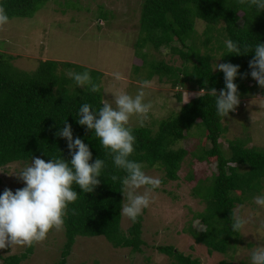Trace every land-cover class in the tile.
Returning <instances> with one entry per match:
<instances>
[{
  "label": "trees",
  "instance_id": "16d2710c",
  "mask_svg": "<svg viewBox=\"0 0 264 264\" xmlns=\"http://www.w3.org/2000/svg\"><path fill=\"white\" fill-rule=\"evenodd\" d=\"M46 1L0 0V6L6 9L10 19L27 18L33 17ZM141 7L139 28L144 35L143 43L156 49L168 46L178 51L186 62H192L191 68H175L158 61L152 64L154 70L149 79L156 72L161 77L167 76L174 87L190 82L191 88L200 94L184 103L177 114L162 119L157 130L150 126L133 127L137 139L131 158L148 167H160L168 179L178 180L189 151L176 146L192 133L194 127L201 128L211 146H204L193 155L201 162L215 160L217 171L208 178L199 179L193 188V194L206 201L207 206L195 214L205 229L199 231L190 227V232L196 242L208 248L209 253H227L233 247L232 243L239 242L242 237L241 231L231 229V211L235 212L238 204L264 188V148L249 147L245 140L230 141L228 153L223 148L220 141L225 131L223 117L217 115L214 98L207 89L216 88L219 92L224 88V74L221 70H213L211 52L201 53L195 40L196 23L198 20L206 23L204 46L211 43L210 34L215 33L216 26L221 23L227 39L254 45L257 41L264 42V11L257 13L239 0H143ZM175 42L184 48L173 45ZM219 48H223L222 55L225 54V44ZM253 56L254 51L222 57V63L240 66V75L235 79L240 101L257 94L260 87L250 75L249 61ZM11 59V55H0V168L17 161H30L31 157L47 161L52 156L63 155L70 160L67 139L56 135L65 126V120L72 126L73 138L80 137L89 145L92 161L99 157L107 163L104 175L99 178L101 183L94 191L82 193L74 185L81 193L68 206L64 223L66 242L55 264H68L78 236L103 235L115 248L141 250L145 244L143 216L140 215L127 231L122 227L120 208L125 201L120 178L125 173L113 165L111 156L93 131L77 122L76 116L83 103L95 108L101 106L104 73L74 62L52 59L42 61L35 71L30 72L16 68ZM60 66L75 72L89 70L93 81L101 86L100 91L93 93L86 90V86H76ZM177 97L182 101L183 94L178 92ZM194 178L193 174L188 176L191 181ZM4 189L0 188V193ZM157 248L174 258L176 264H202L199 258L185 254L175 245ZM31 253L30 247L21 254L1 257L5 264H21Z\"/></svg>",
  "mask_w": 264,
  "mask_h": 264
},
{
  "label": "rangeland",
  "instance_id": "374dc122",
  "mask_svg": "<svg viewBox=\"0 0 264 264\" xmlns=\"http://www.w3.org/2000/svg\"><path fill=\"white\" fill-rule=\"evenodd\" d=\"M142 2L47 0L33 17L12 18L0 26V55H11L16 68L30 72L48 59L74 62L101 71L104 73L101 80L103 97L109 101L113 99V91L124 90L135 95L141 81H151V87L145 91L153 109L142 126L157 130L162 119L180 112L185 101L197 97L200 92L192 89L190 82L174 87L167 76L161 77L156 72L149 79L154 70L152 64L158 61L175 68H191L192 62H186L178 51L168 46L156 49L143 43L144 35L139 28ZM196 30L195 40L201 53H212L213 66L214 63H222V57H218L222 55L223 48L219 46L227 40L223 24L217 25V31L210 34L212 41L208 46L203 45L207 36L206 23L198 20ZM173 45L184 48L179 42ZM60 70L69 72L63 66ZM117 71L123 73V81H116L111 76ZM257 89V94L241 100L236 109L222 120L225 131L220 141L227 153L232 140H245L249 147L264 148V87ZM178 92L183 94L182 101L177 97ZM131 126L141 127L136 117L132 118ZM205 135L201 128L194 127L192 133L177 144L176 147H185L189 151L178 180L168 179L160 167H145L147 174L161 178L162 183L153 192L150 206L141 214L142 237L145 240L141 250L115 248L103 235L78 236L68 264H176L174 258L159 251L157 246L160 245H175L185 254L199 258L202 264H251L252 248L264 243V208L254 202L255 196L264 188L237 205L235 212L243 215L248 222L241 230L240 241L233 242L227 253H209L208 248L196 242L190 232V227L199 231L205 229L195 214L204 211L207 206L206 201L193 194V188L199 179L208 178L217 171L215 160L201 162L193 155L194 151L211 146ZM28 162L17 161L1 167L0 188L15 190L25 185L15 173H11ZM191 174L195 177L192 181L188 179ZM132 223L127 217H122L125 231ZM65 242L64 226L60 230L53 228L45 240L32 246L9 245L8 250L0 249V264H5L1 256L21 254L30 247L32 253L21 264H55L61 257Z\"/></svg>",
  "mask_w": 264,
  "mask_h": 264
},
{
  "label": "clouds",
  "instance_id": "9594fccd",
  "mask_svg": "<svg viewBox=\"0 0 264 264\" xmlns=\"http://www.w3.org/2000/svg\"><path fill=\"white\" fill-rule=\"evenodd\" d=\"M239 2L254 8L257 13L264 11V0ZM9 19L6 9L0 6V26L7 24ZM224 44L225 54L218 58L226 54L254 51L249 61L250 75L264 87V42L257 41L253 45L227 39ZM214 64L213 70L219 69L224 74L225 87L219 92L216 88L206 89L214 98L217 115L225 119L240 103L238 85L235 83L236 77L240 75V66L231 62ZM67 75L75 81L76 86H86V90L93 93L100 91L101 86L93 81L87 69L83 72L69 71ZM111 76L116 81L125 79L123 73L118 71L111 73ZM140 83L141 87L135 95L124 90L113 91L111 101L103 100L99 108L83 103L76 116L80 125H86L87 129L93 131L111 156L113 165L124 171L125 175L120 179L125 202L120 214L133 222L150 206L153 192L162 183L161 178L146 173L143 162L131 158L137 139L131 120L136 117L142 126L153 109V103L146 99L145 91L151 87V81L143 80ZM64 124L56 135L67 139L71 159H65L63 155L52 156L47 161L31 157L30 162L11 173L24 181L25 186L15 192L5 188L0 193V249L9 245L32 246L45 240L51 229H62L69 204L74 203L81 193L74 185L82 193H88L101 183L99 178L107 168L106 160L98 157L92 161L93 153L89 145L80 137L74 139L71 124L66 120ZM142 188L144 191L141 192ZM254 202L264 208V191L255 196ZM230 218L231 229L235 232L241 231L248 222L243 215L232 211ZM250 260L251 264H264V243L252 248Z\"/></svg>",
  "mask_w": 264,
  "mask_h": 264
}]
</instances>
